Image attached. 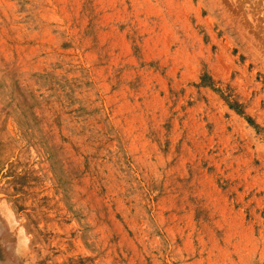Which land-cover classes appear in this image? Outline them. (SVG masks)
Returning a JSON list of instances; mask_svg holds the SVG:
<instances>
[{"label": "rangeland", "instance_id": "rangeland-1", "mask_svg": "<svg viewBox=\"0 0 264 264\" xmlns=\"http://www.w3.org/2000/svg\"><path fill=\"white\" fill-rule=\"evenodd\" d=\"M0 264H264V0H0Z\"/></svg>", "mask_w": 264, "mask_h": 264}]
</instances>
